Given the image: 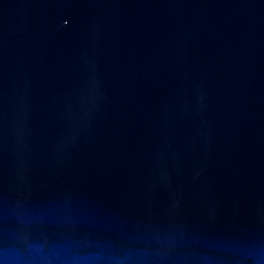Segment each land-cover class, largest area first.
<instances>
[{
  "label": "water",
  "instance_id": "95a60500",
  "mask_svg": "<svg viewBox=\"0 0 264 264\" xmlns=\"http://www.w3.org/2000/svg\"><path fill=\"white\" fill-rule=\"evenodd\" d=\"M0 264H264V0H0Z\"/></svg>",
  "mask_w": 264,
  "mask_h": 264
}]
</instances>
